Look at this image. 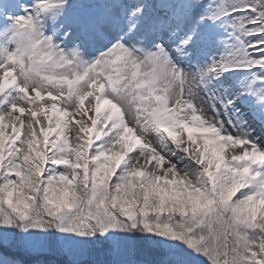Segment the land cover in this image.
I'll return each mask as SVG.
<instances>
[{
  "label": "snow or ice",
  "instance_id": "6c2138e0",
  "mask_svg": "<svg viewBox=\"0 0 264 264\" xmlns=\"http://www.w3.org/2000/svg\"><path fill=\"white\" fill-rule=\"evenodd\" d=\"M0 264H264V0H0Z\"/></svg>",
  "mask_w": 264,
  "mask_h": 264
}]
</instances>
